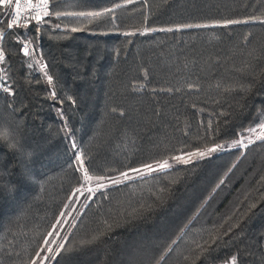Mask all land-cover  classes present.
I'll use <instances>...</instances> for the list:
<instances>
[{
    "label": "trees",
    "instance_id": "16d2710c",
    "mask_svg": "<svg viewBox=\"0 0 264 264\" xmlns=\"http://www.w3.org/2000/svg\"><path fill=\"white\" fill-rule=\"evenodd\" d=\"M48 5L0 46V264H32L84 181L194 151L82 192L39 264H264V136L233 143L264 125V0Z\"/></svg>",
    "mask_w": 264,
    "mask_h": 264
},
{
    "label": "rangeland",
    "instance_id": "374dc122",
    "mask_svg": "<svg viewBox=\"0 0 264 264\" xmlns=\"http://www.w3.org/2000/svg\"><path fill=\"white\" fill-rule=\"evenodd\" d=\"M26 49H27V47H26ZM22 52L25 53V49L22 50ZM263 136H264V127L260 126V127H257L255 130H253L251 135L244 136V137L240 138L239 140H237V141H235L233 143L238 144V145L240 144V146H243L245 143L251 141L252 138L253 139H257V138H261ZM201 152L202 151H194V152L179 154L177 156H173V157H171L169 159H166V160H164L162 162L151 164V166H152V168L154 170H158L159 169V164L167 161L169 167H172V166H174L176 164L185 163V161L189 162V161H192V160H194L196 158H202L199 155V153H201ZM177 157H179L180 159H176ZM137 169L141 170L140 173L130 172V171H128L127 173H129V176L132 177V176H138V175H142V174H146V173L151 172L148 169H145L143 167H140V168H137ZM124 180H126V179H124V177L121 174H119L116 177L98 181L97 183H95V185L89 183L88 181H84L82 183V185L77 190H75L73 192L69 203L67 204V206L63 210L61 216L59 217V220L57 221V223L55 224L54 228L51 230L50 234L48 235L42 250L36 256V258L34 259L32 264H39V261L42 260V258L44 257L45 252L47 251L49 245L51 244L52 240L54 239L58 228L60 227V225H62L65 222V220H67V217H68L69 213H71V206L74 204V202L76 201V199L80 196V194L82 192L87 191V190H92L94 187H98L99 184L105 185V184H111L112 181L120 182V181H124Z\"/></svg>",
    "mask_w": 264,
    "mask_h": 264
},
{
    "label": "built area",
    "instance_id": "2783aa9c",
    "mask_svg": "<svg viewBox=\"0 0 264 264\" xmlns=\"http://www.w3.org/2000/svg\"><path fill=\"white\" fill-rule=\"evenodd\" d=\"M21 7L19 10L16 8V0H13L11 6L0 4V46L2 45L5 35L14 29L17 25H28L31 21H37L34 17L42 16L48 10V0H19ZM38 6V7H37ZM40 20V19H39ZM16 21L12 28H9L8 25ZM26 48L25 43L22 44L21 49L24 50ZM0 52L1 48H0ZM3 61V60H2ZM2 61H0V67L2 65ZM1 72V68H0ZM5 78L0 76V86H4ZM3 87H0V90H3Z\"/></svg>",
    "mask_w": 264,
    "mask_h": 264
},
{
    "label": "snow or ice",
    "instance_id": "6c2138e0",
    "mask_svg": "<svg viewBox=\"0 0 264 264\" xmlns=\"http://www.w3.org/2000/svg\"><path fill=\"white\" fill-rule=\"evenodd\" d=\"M13 3V0H0V4H5V5H8V6H11ZM21 7L20 3H19V0H16V8L17 10H19V8ZM38 7V6H37ZM117 7H119V5H117ZM112 11V9H104L103 12H89V13H81V15H88V16H92V17H99V16H102V15H105L107 13H110ZM48 13L45 12V15H47ZM35 19L39 20L41 19L39 16H36L34 17ZM237 21H228L227 23H236ZM16 23V21H13L12 23H10L8 25L9 28H12L14 26V24ZM203 26H206V25H203ZM185 27H201V25H185ZM168 31H171L172 29H167ZM0 35H3L2 33H0ZM25 54H27V49L25 48ZM4 59V54L2 52H0V61H2ZM49 81H51V77L48 78ZM0 87H3V86H0ZM3 90L6 91V92H10V88L8 87H3ZM261 127H264V125H261ZM0 135H3V138L7 139V136L4 135V134H0ZM15 146V145H13ZM221 146H217V148H219ZM217 148H213V149H209L208 151L209 152H212V151H216ZM191 155V154H190ZM200 157H203L206 155V153L204 152H201L199 153ZM176 159H180L179 157H177ZM188 161H185V163H187ZM78 163H80L81 165L83 164V161L82 160H79L78 158ZM169 167L167 161L159 164V169H165ZM143 168L145 169H148L149 171H153L154 169L152 168L151 165H144ZM140 169H130V172H136V173H140ZM121 175L124 177V179H130L131 177L129 176V173L125 172V173H121ZM99 179H103V177L99 178ZM118 181H112V183H117ZM104 185L103 184H99L98 185V188H103ZM61 247H63V245H61Z\"/></svg>",
    "mask_w": 264,
    "mask_h": 264
},
{
    "label": "clouds",
    "instance_id": "9594fccd",
    "mask_svg": "<svg viewBox=\"0 0 264 264\" xmlns=\"http://www.w3.org/2000/svg\"><path fill=\"white\" fill-rule=\"evenodd\" d=\"M13 145H15V146H13ZM17 148V145L16 144H10L9 145V149L10 150H15Z\"/></svg>",
    "mask_w": 264,
    "mask_h": 264
}]
</instances>
